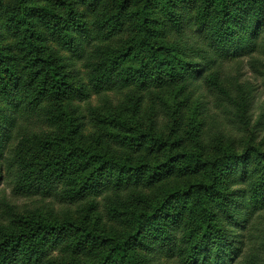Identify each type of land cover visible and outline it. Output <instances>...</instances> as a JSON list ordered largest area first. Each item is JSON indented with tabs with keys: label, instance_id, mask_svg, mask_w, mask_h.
I'll return each mask as SVG.
<instances>
[{
	"label": "trees",
	"instance_id": "obj_1",
	"mask_svg": "<svg viewBox=\"0 0 264 264\" xmlns=\"http://www.w3.org/2000/svg\"><path fill=\"white\" fill-rule=\"evenodd\" d=\"M49 1L0 0V182L67 212L0 223V264H264L255 132L207 154L194 122L187 148L180 119L165 136L109 99L192 87L249 125L252 87L228 68L264 56V0ZM90 126L104 150L75 142Z\"/></svg>",
	"mask_w": 264,
	"mask_h": 264
},
{
	"label": "rangeland",
	"instance_id": "obj_2",
	"mask_svg": "<svg viewBox=\"0 0 264 264\" xmlns=\"http://www.w3.org/2000/svg\"><path fill=\"white\" fill-rule=\"evenodd\" d=\"M33 1L40 5L51 3L49 0ZM78 10L81 11L82 8L80 7ZM122 34V38L118 37L112 42L114 49H118L123 45L124 40L129 36L128 31ZM155 36L154 34L153 38ZM255 58L256 61L252 62L248 59L240 60L238 64L237 62H233L228 68L232 74L240 75L242 82L246 81L252 87L249 125H244L241 119H234L232 121L231 117L229 119L224 118L221 111L211 110V100L207 97L205 91L202 89L191 91L192 87L185 91L182 90L181 85L165 86L161 89H149L147 92L133 91L130 95L131 101L127 99L130 102L124 101L126 103H123L122 100L125 97L120 93L116 95L110 93L109 99L112 100L113 104L120 106V113L122 115L116 113L115 116L125 118L130 122L142 124L141 127L145 129L151 126V122L152 124L155 123L154 132L162 133L165 136L168 135L170 130L174 129V120L180 119L183 123L181 130H183L185 138L188 141L187 148L191 146L192 134H197V130L195 129L200 127V138L203 144L206 145L207 154L216 152L219 145L223 147L228 146L225 139L220 140L221 135L226 136L228 141H235L237 145L235 152L240 153L246 147L249 140L248 137L253 132H255L256 136L252 140V144H256L264 149V56H257ZM98 102V98L95 96L90 100L92 106L98 104ZM201 103H206V107L209 108L213 116L205 117L201 114L197 115L200 112L199 104ZM79 105L84 113L87 112L88 106L86 104L80 103ZM153 111L154 114L151 115ZM203 118H205L204 122H202ZM190 122H194L195 125L197 124L195 129ZM107 129L105 128V130ZM99 130V128H93L92 126L87 127L82 130L81 135L76 137L75 142L83 148L99 147L104 150L105 147L99 144ZM111 131L118 132L114 128ZM168 186L170 185L168 184ZM12 188L13 184L9 180L0 182V223L4 226L9 225L18 228L21 220L30 218L34 214H41L44 217L52 215L57 220L66 216L67 209H64V206H60L55 202L54 206H52L55 212L50 213L48 210L52 207L45 206L47 201L41 202L37 198L18 197L13 194ZM124 194L125 192L122 193L123 197L125 196ZM72 218L76 220L80 219L77 215H72ZM92 220L93 218L89 219L88 222L92 223ZM108 228H114V225L108 224ZM156 259L160 263L161 257H157Z\"/></svg>",
	"mask_w": 264,
	"mask_h": 264
}]
</instances>
